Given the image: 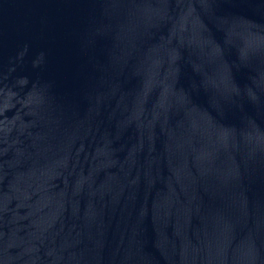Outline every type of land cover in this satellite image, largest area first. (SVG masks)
<instances>
[{
  "label": "water",
  "instance_id": "water-1",
  "mask_svg": "<svg viewBox=\"0 0 264 264\" xmlns=\"http://www.w3.org/2000/svg\"><path fill=\"white\" fill-rule=\"evenodd\" d=\"M0 264H264V0H0Z\"/></svg>",
  "mask_w": 264,
  "mask_h": 264
}]
</instances>
